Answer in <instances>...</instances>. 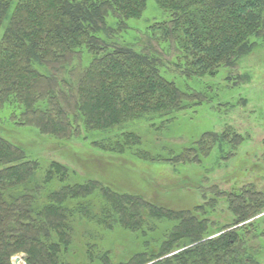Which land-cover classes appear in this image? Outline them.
<instances>
[{"label":"trees","instance_id":"obj_1","mask_svg":"<svg viewBox=\"0 0 264 264\" xmlns=\"http://www.w3.org/2000/svg\"><path fill=\"white\" fill-rule=\"evenodd\" d=\"M153 1L166 20L127 42L120 34L147 0H0V112L9 107L16 125L59 140L98 132L92 148L145 162L200 164L225 145L226 157L234 155L243 137L230 127L178 151L161 145L178 113L210 99L163 68L172 63L186 78L236 68L264 41V0ZM40 168L0 136V264L17 254L23 264H260L254 217L264 192L252 185L214 190L232 215L223 224L209 217L216 198L208 208L173 209L95 178L72 182L57 160L38 182ZM55 180L58 188L44 194ZM116 231L135 240L120 259L103 237Z\"/></svg>","mask_w":264,"mask_h":264},{"label":"rangeland","instance_id":"obj_2","mask_svg":"<svg viewBox=\"0 0 264 264\" xmlns=\"http://www.w3.org/2000/svg\"><path fill=\"white\" fill-rule=\"evenodd\" d=\"M166 18L167 14L153 0H147L145 11L140 17L128 21L129 30L120 34V41L132 42L141 38L145 29ZM258 42V46L244 56L236 68L221 67L214 76L186 78L172 63L163 68L167 77L174 79L181 88L205 91L210 99L178 113L170 132L161 137L167 144L161 145L178 151L205 131L220 133L230 127V132L236 131L243 137L231 157H226L230 152L226 145L222 149L215 146L211 155L203 158L200 164L151 163L125 154L103 153L90 146L98 132L59 140L40 134L32 127L16 125L9 120V107L0 112V136L20 145L28 159L41 162V168L34 175L38 182L43 179L46 164L57 160L68 166L72 182L95 178L119 191L139 193L154 203L173 209L192 208L199 204L207 207V201L216 198L217 204L209 214L210 219L229 223L232 215L225 198L216 195L214 190L238 191L243 186L252 185L264 192V41ZM160 122L155 126L158 127ZM152 129L154 131H149H158ZM58 186L55 180L45 187L43 193ZM254 220L263 231L253 243L262 248L258 259L264 264V211ZM83 232L87 236L93 229L86 227ZM103 237L105 245L112 247L116 259L126 257L134 249L133 234L116 231L106 232ZM17 256L20 257L16 261ZM11 261L23 264V254L13 256Z\"/></svg>","mask_w":264,"mask_h":264},{"label":"water","instance_id":"obj_3","mask_svg":"<svg viewBox=\"0 0 264 264\" xmlns=\"http://www.w3.org/2000/svg\"><path fill=\"white\" fill-rule=\"evenodd\" d=\"M16 261L19 260L18 256L14 258Z\"/></svg>","mask_w":264,"mask_h":264},{"label":"built area","instance_id":"obj_4","mask_svg":"<svg viewBox=\"0 0 264 264\" xmlns=\"http://www.w3.org/2000/svg\"><path fill=\"white\" fill-rule=\"evenodd\" d=\"M20 256H18V258H19ZM21 259H22V257H21Z\"/></svg>","mask_w":264,"mask_h":264}]
</instances>
